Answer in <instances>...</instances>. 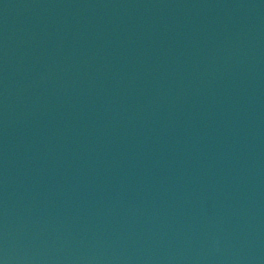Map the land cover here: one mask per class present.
<instances>
[{"label":"water","instance_id":"water-1","mask_svg":"<svg viewBox=\"0 0 264 264\" xmlns=\"http://www.w3.org/2000/svg\"><path fill=\"white\" fill-rule=\"evenodd\" d=\"M0 264H264V0H0Z\"/></svg>","mask_w":264,"mask_h":264}]
</instances>
